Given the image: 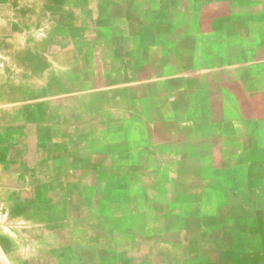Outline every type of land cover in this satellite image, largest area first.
<instances>
[{"label": "crops", "instance_id": "obj_1", "mask_svg": "<svg viewBox=\"0 0 264 264\" xmlns=\"http://www.w3.org/2000/svg\"><path fill=\"white\" fill-rule=\"evenodd\" d=\"M181 5H146L117 24L121 43L72 55L70 94L77 70L100 100L77 106L68 94L95 132L69 131L67 151L83 168H131L169 213L196 222L194 252L264 264V0ZM42 22L40 0H0V264L43 261L26 244V205L29 175L42 185L43 109L58 112L59 61L23 34ZM47 163L58 164L53 154Z\"/></svg>", "mask_w": 264, "mask_h": 264}, {"label": "rangeland", "instance_id": "obj_2", "mask_svg": "<svg viewBox=\"0 0 264 264\" xmlns=\"http://www.w3.org/2000/svg\"><path fill=\"white\" fill-rule=\"evenodd\" d=\"M40 1L42 24L35 27L32 23L23 34L41 38L44 58L58 56L60 93L57 113L43 109L42 185L34 184H38L39 172L29 175L33 200L26 205V236L31 240L26 244L42 248L41 264H238L222 253L194 252L196 222L188 215L179 218L169 213L168 206L160 204L153 191L147 192L131 168H97L96 164L83 168L77 162L81 158L67 151L69 131L95 132L93 123L82 126L89 111L83 115L81 108L67 105L72 55L78 61L88 53L97 54L109 38L121 43L117 24L137 18L146 5L177 10L193 0ZM56 80L53 77V87ZM74 82L70 95L77 106L100 100L97 93L81 90L84 84L77 70ZM54 124L58 143L51 140ZM52 154L56 168L47 163Z\"/></svg>", "mask_w": 264, "mask_h": 264}]
</instances>
